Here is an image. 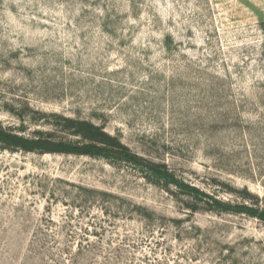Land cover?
Returning <instances> with one entry per match:
<instances>
[{
  "label": "rangeland",
  "instance_id": "1",
  "mask_svg": "<svg viewBox=\"0 0 264 264\" xmlns=\"http://www.w3.org/2000/svg\"><path fill=\"white\" fill-rule=\"evenodd\" d=\"M53 115L264 201V0H0V126ZM0 264H264V222L116 158L0 148Z\"/></svg>",
  "mask_w": 264,
  "mask_h": 264
},
{
  "label": "trees",
  "instance_id": "2",
  "mask_svg": "<svg viewBox=\"0 0 264 264\" xmlns=\"http://www.w3.org/2000/svg\"><path fill=\"white\" fill-rule=\"evenodd\" d=\"M56 123L51 131L35 130L19 134L0 126V148L10 152L32 154L75 155L116 158L119 161L144 168L165 186H173L194 204L207 211L245 215L264 222V201L246 195L249 203H232L218 199L179 179L165 165L149 162L133 153L121 141L92 122L53 115Z\"/></svg>",
  "mask_w": 264,
  "mask_h": 264
}]
</instances>
